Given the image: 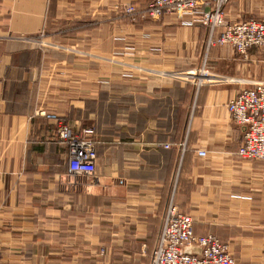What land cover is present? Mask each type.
Listing matches in <instances>:
<instances>
[{"label":"crops","instance_id":"0c3cea01","mask_svg":"<svg viewBox=\"0 0 264 264\" xmlns=\"http://www.w3.org/2000/svg\"><path fill=\"white\" fill-rule=\"evenodd\" d=\"M131 3L135 12L124 15ZM144 8L137 0H0V262L149 264L172 199L194 233L218 237L236 264H264V161L236 154L242 128L226 107L264 81V49L246 57L228 44L206 49L207 29L191 16L154 19ZM225 15L261 21L264 0H231ZM40 33L43 52L12 39ZM102 51L125 68L103 69ZM204 60L205 77L195 74ZM139 65L201 82L143 78ZM38 108L74 132L92 124L91 179L67 178L68 148Z\"/></svg>","mask_w":264,"mask_h":264},{"label":"built area","instance_id":"2783aa9c","mask_svg":"<svg viewBox=\"0 0 264 264\" xmlns=\"http://www.w3.org/2000/svg\"><path fill=\"white\" fill-rule=\"evenodd\" d=\"M137 1L145 4L143 15L149 18H159L168 13H174L180 19L184 15L191 16L194 22L208 30V45L228 44L244 57L248 48L264 46V18L261 21L228 19L225 8L231 0ZM135 10L136 6L132 3L122 8L124 15H131ZM39 39L43 43V37ZM227 109L231 120L242 128L236 154L242 159L264 161V81H254L251 86L236 92L228 101ZM47 117L54 118L55 115ZM56 126L59 140L68 147L67 178L91 179L97 158L94 131L82 129L73 133L58 120ZM197 153L199 156L206 155L203 150ZM191 248L198 249V253L188 251ZM149 264H236V261L227 244L215 235L195 234L191 216L181 212L171 199L161 214Z\"/></svg>","mask_w":264,"mask_h":264},{"label":"rangeland","instance_id":"374dc122","mask_svg":"<svg viewBox=\"0 0 264 264\" xmlns=\"http://www.w3.org/2000/svg\"><path fill=\"white\" fill-rule=\"evenodd\" d=\"M40 37H43V43H41V41H40ZM45 35L43 34V33H40V34H38V35H36V36H19V37H17L16 36V38L14 37V38H12V39H17V40H21V41H23V42H28V44H32L33 45V47H35L39 52H43L44 50L46 51V48H48V42H47V40H45ZM207 38H208V30H207V35H206V37H205V46H206V49L207 48H211V47H213V46H218V45H208L207 44ZM45 42V43H44ZM46 42H47V44H46ZM233 49V48H232ZM257 49H264V46L263 47H261V48H257ZM234 50V49H233ZM235 51V50H234ZM102 59H101V63H102V68L104 69H106V70H108L111 66H115L116 68H118L117 70H122V68L124 67L123 66V62H122V59H120V58H112V57H109V55L107 54V53H104L103 51H102ZM139 68H136L137 70H135V71H137L138 73H137V75L139 74V75H141L143 78H144V76H146L145 78H149V77H152V76H157V75H153V73L154 72H158L159 73V75L157 76V78L158 79H160V78H162V77H164V78H168V77H165V76H170V78L172 77V78H174L173 80H175V81H177V82H181L182 80H184V82H188L189 80H191V81H193V82H196V81H198V82H196V84H198L199 82H201V80H194V79H191V73H183V74H177V72H175V71H168V69L166 68V67H163L164 69H162L161 67H159V66H141V65H139L138 66ZM125 68V67H124ZM130 69L128 68V71H129ZM169 74V75H168ZM195 74H200V75H204V77L205 76H207L208 75V69L206 68V63H205V60H204V62L199 66V68H198V71L197 72H195ZM118 76H117V78H118V80L117 81H124V80H128V78L130 77H132V74L131 73H128V74H117ZM102 77H106V79H108L109 80V77L108 76H106V75H104V76H102ZM202 77V76H201ZM203 77V78H204ZM129 78V79H130ZM181 78V79H180ZM189 83V82H188ZM247 87H249V86H247ZM246 88V87H245ZM232 97H230L229 98V100L231 99ZM228 100V101H229ZM228 101H227V103H228ZM227 103H226V107H227ZM228 110V109H227ZM36 113L37 114H39V115H43V116H48V115H55V117L54 118H52V119H54L55 121L56 120H58V122H61L62 124H64L60 119V117L59 116H57L55 113H52V112H48L47 110H45L44 108L42 109V108H38L37 109V111H36ZM229 113V112H228ZM229 116H230V114H229ZM87 119V118H86ZM65 125V124H64ZM67 126V125H66ZM57 127V126H56ZM68 127V126H67ZM83 129H92L93 130V128H92V124L90 123V124H85V128H83ZM57 131V130H56ZM72 131V130H71ZM81 131V130H80ZM79 131V132H80ZM73 133H78V132H74V131H72ZM58 135V134H57ZM58 139H59V137H58ZM60 142H62L61 140H59ZM62 143H64L65 144V142H62ZM67 146V145H66ZM68 148V147H67ZM187 214V213H186ZM0 263H2V262H0ZM2 264H6V263H2Z\"/></svg>","mask_w":264,"mask_h":264}]
</instances>
